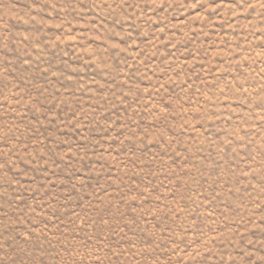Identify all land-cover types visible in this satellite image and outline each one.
<instances>
[{
    "label": "rangeland",
    "instance_id": "rangeland-1",
    "mask_svg": "<svg viewBox=\"0 0 264 264\" xmlns=\"http://www.w3.org/2000/svg\"><path fill=\"white\" fill-rule=\"evenodd\" d=\"M0 264H264V0H0Z\"/></svg>",
    "mask_w": 264,
    "mask_h": 264
}]
</instances>
